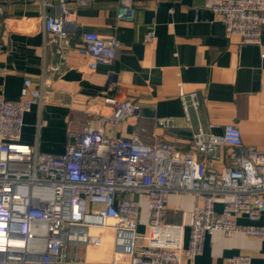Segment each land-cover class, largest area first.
<instances>
[{
  "label": "crops",
  "instance_id": "0c3cea01",
  "mask_svg": "<svg viewBox=\"0 0 264 264\" xmlns=\"http://www.w3.org/2000/svg\"><path fill=\"white\" fill-rule=\"evenodd\" d=\"M117 4L67 0L62 11L58 0H0V94L19 99L24 79L48 94L24 113L20 141L40 153H62L74 141L72 134L94 128L106 136L187 151L198 128L221 134L233 123L245 147L264 152V32L251 44L226 35L204 0H133V20L118 19ZM55 11L64 14L59 36L46 33L43 23ZM151 30L153 38L146 41ZM88 32L119 39L114 57H92L83 41ZM192 92L200 101L197 110L188 101ZM105 97L135 103L138 111L114 121ZM163 117L173 127H158ZM235 161L234 149L223 147L211 165L217 169ZM197 204L192 192L168 194L165 220L184 225V245ZM215 208H221L220 199ZM145 210L142 202L140 235L146 231ZM237 221L249 222L243 213ZM254 223L264 225V215ZM239 254L264 264V237L216 230L205 236L199 255L183 257L181 264H231ZM111 256V233H103L99 244L69 248L71 264H105Z\"/></svg>",
  "mask_w": 264,
  "mask_h": 264
},
{
  "label": "built area",
  "instance_id": "2783aa9c",
  "mask_svg": "<svg viewBox=\"0 0 264 264\" xmlns=\"http://www.w3.org/2000/svg\"><path fill=\"white\" fill-rule=\"evenodd\" d=\"M67 0H58L66 9ZM86 4L92 0H74ZM116 16L133 20V0H116ZM217 14L228 36L242 43H259L264 32V0H204ZM64 14L44 16V29L52 36L63 33ZM153 31L144 39L151 41ZM87 52L96 59L114 57L116 37L94 32L83 35ZM24 79L20 98L0 94V264H71L69 248L99 244L103 233L112 235V256L105 264H181L183 257L202 252L204 238L216 230L228 235L242 232L264 237V152L245 147L236 124H225L221 134L198 128L191 148L180 151L166 144L144 145L136 138L106 136L87 128L72 134L74 141L62 153H40L22 143L23 115L48 94ZM113 105L119 121L138 111L130 101ZM188 101L197 110L195 92ZM182 102L185 112L187 104ZM160 128L173 127L169 117L159 118ZM223 147L236 152L233 165L215 169ZM188 191L198 198L192 211L187 245L184 225L165 220L170 192ZM220 199L221 208H215ZM145 202V233L136 228ZM245 214L249 222L239 223ZM20 242L21 244L19 245ZM231 264H251L248 255H234Z\"/></svg>",
  "mask_w": 264,
  "mask_h": 264
},
{
  "label": "bare ground",
  "instance_id": "6f19581e",
  "mask_svg": "<svg viewBox=\"0 0 264 264\" xmlns=\"http://www.w3.org/2000/svg\"><path fill=\"white\" fill-rule=\"evenodd\" d=\"M19 243V245L21 244L20 242H18Z\"/></svg>",
  "mask_w": 264,
  "mask_h": 264
}]
</instances>
